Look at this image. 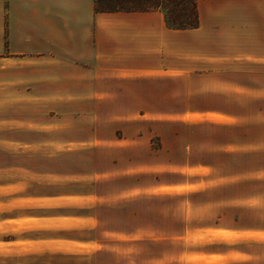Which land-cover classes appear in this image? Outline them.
Returning <instances> with one entry per match:
<instances>
[{
    "label": "crops",
    "instance_id": "0c3cea01",
    "mask_svg": "<svg viewBox=\"0 0 264 264\" xmlns=\"http://www.w3.org/2000/svg\"><path fill=\"white\" fill-rule=\"evenodd\" d=\"M196 3L0 0V108L88 144V264H264V0Z\"/></svg>",
    "mask_w": 264,
    "mask_h": 264
},
{
    "label": "rangeland",
    "instance_id": "374dc122",
    "mask_svg": "<svg viewBox=\"0 0 264 264\" xmlns=\"http://www.w3.org/2000/svg\"><path fill=\"white\" fill-rule=\"evenodd\" d=\"M22 94L0 108V264H88L79 243L96 230L88 228V144L66 139L73 129L44 128L46 115Z\"/></svg>",
    "mask_w": 264,
    "mask_h": 264
},
{
    "label": "trees",
    "instance_id": "16d2710c",
    "mask_svg": "<svg viewBox=\"0 0 264 264\" xmlns=\"http://www.w3.org/2000/svg\"><path fill=\"white\" fill-rule=\"evenodd\" d=\"M94 5L96 11L159 10L164 14L166 25L172 29L198 26L196 0H94Z\"/></svg>",
    "mask_w": 264,
    "mask_h": 264
}]
</instances>
